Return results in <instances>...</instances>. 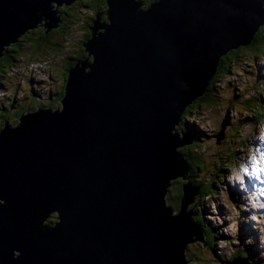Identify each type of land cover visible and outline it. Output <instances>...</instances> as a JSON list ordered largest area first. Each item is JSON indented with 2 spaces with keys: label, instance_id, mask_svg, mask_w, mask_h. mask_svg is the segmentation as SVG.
<instances>
[{
  "label": "water",
  "instance_id": "obj_1",
  "mask_svg": "<svg viewBox=\"0 0 264 264\" xmlns=\"http://www.w3.org/2000/svg\"><path fill=\"white\" fill-rule=\"evenodd\" d=\"M53 1L72 0H0V55L40 18L58 25ZM141 4L107 0L61 108L1 130L0 264H184L186 243L203 238L186 208L198 185L183 184L178 213L164 201L170 178H188L175 147L193 139L171 128L221 54L250 42L264 0Z\"/></svg>",
  "mask_w": 264,
  "mask_h": 264
},
{
  "label": "trees",
  "instance_id": "obj_2",
  "mask_svg": "<svg viewBox=\"0 0 264 264\" xmlns=\"http://www.w3.org/2000/svg\"><path fill=\"white\" fill-rule=\"evenodd\" d=\"M140 1L142 2L141 7L145 8L155 0ZM56 9L61 14V21L57 26H53L48 29L43 25L28 28L18 37L17 40L4 46V52L0 56V87L5 84L9 87L8 90L4 91L6 100H9L14 96L12 92L14 93V91H18V85L15 86L16 82L12 78V75H10V68L17 57L22 60L36 59L41 62H43V60H47L51 68H56L55 70L57 73L51 74V77H49L51 88L43 89L46 96L43 98V101H40L42 105L51 106L50 110L61 108L69 71L73 65H75L80 58L91 59V56L88 55L83 42L91 34L90 24L97 13L100 14V19L102 21L107 19V0H72L67 4L62 3L57 5ZM74 24L76 29L79 28V30H76L78 33L76 36L72 37L73 41L68 43V45H65L67 42L66 40L70 38V35H73L72 28ZM77 24L79 25L77 26ZM63 48H66L67 54L64 53L65 51L62 52ZM25 50H27V52H25ZM58 55L61 58L60 65L56 66L58 63L56 56ZM263 56L264 20L253 34L249 43L228 48L221 54L216 70L206 85V91L202 94H198L190 100L184 106L179 115L180 117L176 124V130H179L180 133L182 131L187 134L191 131L194 139L191 144L184 143L185 145L183 144L180 147V154L188 165L189 174L191 171H195L196 178H191L188 174V178H182V176L179 175L171 178L170 184L167 187L169 197H167L168 200L166 203L169 206L173 203V206H178L179 209L183 197V184H186V180L188 181L189 179L191 186L198 185V188L196 189L198 191L196 194L197 198L191 206L187 207V209L191 212L193 222L197 223L203 235V239L199 242L200 244L195 243V248H192L190 243L186 245V253L188 254L186 261L189 258H202L200 252L201 246H204L207 247V257H212L215 260L214 262H211V264H222L219 263V261H222V252L220 254H215L214 247V244H216L215 240L217 239L215 238L216 235L214 232L218 230L220 225L210 223L209 216H207L208 219L204 216L205 203H203V198L209 195V192H207L203 187L205 186L204 179L208 178L209 173L217 177L219 172L224 170V166L217 164L212 171L209 170V166L207 165L208 161H206L208 158L201 155L198 150L199 145L204 141L205 132L200 130V125H198L197 122L194 120H188L189 116H193L192 113L197 111L202 104L212 100V96L214 95L213 91L219 86L217 85V80H220V78L224 75L230 73L233 68L236 69L238 64H251L253 62L252 60L260 61L259 58ZM242 68L244 67H240V69ZM256 71V76L258 78L248 83L250 93L244 92L242 96L239 97V106L235 107L238 112H244L243 116L235 121V125L240 127L238 128L239 135L243 125L250 124L258 126L264 120V69L259 70L257 67ZM1 94L2 93H0V95ZM26 102V99L21 98L15 103L9 104V106L5 108L2 104H0V116L16 119V117L19 116L21 106ZM219 105L220 104H217L216 106ZM13 106H15V108H13ZM9 110L12 111L10 116L8 113ZM3 121L4 119H0V124H2ZM240 141L243 143L245 139L240 137ZM236 152L237 151L234 148H230V152H227V154L230 153L231 155H234V157H237ZM234 157L232 159H234ZM203 174L204 176L202 177ZM213 188L217 189L219 187L214 184ZM56 219V211H54L48 217V221L55 222ZM244 237H246L247 241L242 244V247L236 243H234L236 246H231V249L233 247L234 248L228 258L225 259L226 261L230 262L238 256L245 258L247 264H257L260 259L264 258V253L260 255L262 249L255 235L244 233ZM203 261L205 262L204 264H210L207 258H203ZM188 264H190V262Z\"/></svg>",
  "mask_w": 264,
  "mask_h": 264
},
{
  "label": "rangeland",
  "instance_id": "obj_3",
  "mask_svg": "<svg viewBox=\"0 0 264 264\" xmlns=\"http://www.w3.org/2000/svg\"><path fill=\"white\" fill-rule=\"evenodd\" d=\"M44 22L45 19L40 18L36 24L44 25ZM76 30H79V28L76 29L74 24L72 28L73 35H70L65 45L73 41L72 37L78 33ZM62 52L66 53V48H63ZM56 58L58 59L56 66H59L61 58L59 55ZM259 60H252L251 64H238L236 69L233 68L230 73L226 74L227 76L224 75L220 80H217V85L219 86L213 91L212 100L202 104L197 111L192 113L193 116L190 115L188 119L197 122L200 125V130L205 132L204 141L199 145L198 150L201 155L208 158L206 161H208L209 170L212 171L217 164L224 166V170H221L217 177L209 173L208 178L204 179L205 186L203 187L209 192V195L203 198V203H205L204 216L206 218L209 216L210 221H208L210 223L220 225L218 230L214 232L215 238H217L214 247L215 254L222 252V261H219L222 264H231L226 263L228 261L225 259L228 258L234 248L231 249V246L238 244L242 247V244L247 241L244 233L255 235L262 249L260 255L264 253V172L257 174L254 171L255 160L259 158L261 152H264V120L258 126L243 125L240 135L238 131L240 127L235 125V121L244 114V112L240 113L235 109V107L239 106V97L244 92L250 93L248 83L258 78L256 76V68L258 67L259 70L264 69V56L259 58ZM48 65L49 62L47 60L41 62L36 59L22 60L19 57L16 58L10 68V75L16 82L15 86L18 85V91L12 92L14 96L6 100L4 91L8 90L9 87L7 84L2 85L0 87V93H2L0 95V104L5 108L21 98L26 99L27 102L21 106L19 116L16 119L0 116V119H4L3 123L0 124V132L5 124L8 127H15L20 122L21 115L40 110V108L50 109L51 106L40 103L46 96L43 89L51 88L49 77H51V74L57 73L56 68H51ZM240 67L244 68L240 69ZM217 104L220 105L216 106ZM8 113L10 116L12 111L9 110ZM174 132L183 136L182 132L180 133L179 130H176V126L173 129ZM240 137L245 139L243 143L240 141ZM193 140L187 144H191ZM230 148H234L237 151V157L230 153L227 154V152H230ZM175 150L180 153L179 146ZM233 157L234 159H232ZM187 174L191 178H196L195 171H191L189 174L188 169ZM214 184L219 188L214 189ZM197 193L198 191L196 190L191 201L187 203L186 208L191 206L197 198ZM165 194L164 201L167 202L168 192L166 196ZM175 208H173L172 212L178 213V206H175ZM199 242H201V239L188 241L186 245L190 243L191 247L195 248V243ZM186 250L187 247L183 252L184 264L189 262L190 264H204L203 258H207L210 264L215 261L212 257H207V247L204 246H201L202 254L200 252V255L202 258H189L186 261V258H188ZM263 262L264 258L260 259L257 264H264Z\"/></svg>",
  "mask_w": 264,
  "mask_h": 264
},
{
  "label": "clouds",
  "instance_id": "obj_4",
  "mask_svg": "<svg viewBox=\"0 0 264 264\" xmlns=\"http://www.w3.org/2000/svg\"><path fill=\"white\" fill-rule=\"evenodd\" d=\"M254 171H256L257 174L264 172V152H261L259 158L255 160Z\"/></svg>",
  "mask_w": 264,
  "mask_h": 264
},
{
  "label": "bare ground",
  "instance_id": "obj_5",
  "mask_svg": "<svg viewBox=\"0 0 264 264\" xmlns=\"http://www.w3.org/2000/svg\"><path fill=\"white\" fill-rule=\"evenodd\" d=\"M62 3H65V1H63V2H61V3H59V4H62ZM59 4H56V2H54V1L52 2V6L55 7V8H56L57 5H59ZM58 13H59V12H58ZM102 18H103V17H102ZM44 19H45V18H44ZM103 20H104V19H103ZM37 25H41V24H36V26H37ZM43 26H44V25H43ZM34 27H35V26H34ZM45 27L47 28L48 26L45 25ZM28 28H32V27H28ZM28 28H26V29H28ZM26 29H24V30H26ZM99 30H100V29H99ZM21 33H22V32H21ZM21 33H20V35H21ZM254 33H255V32H254ZM20 35H19V36H20ZM19 36H18V37H19ZM18 37H17V39H18ZM17 39H16V40H17ZM90 39H91V38H90ZM11 42H12V41H11ZM48 66H49V65H48ZM87 67H88V66H87ZM180 113H181V112H180ZM178 118H179V117H178ZM177 122H178V120H177ZM176 124H177V123H174V124H173V128H171V132H172V133H173V129H174V127L176 126ZM178 134H179V133H178ZM178 136H179V137H182V136H180V135H178ZM182 145H183V144H182ZM182 145H179V147H181ZM177 147H178V146H176L175 149H176ZM0 201H1V198H0ZM232 261H233V260H232ZM232 261H230V263H232Z\"/></svg>",
  "mask_w": 264,
  "mask_h": 264
},
{
  "label": "flooded vegetation",
  "instance_id": "obj_6",
  "mask_svg": "<svg viewBox=\"0 0 264 264\" xmlns=\"http://www.w3.org/2000/svg\"><path fill=\"white\" fill-rule=\"evenodd\" d=\"M228 263H230V262H228Z\"/></svg>",
  "mask_w": 264,
  "mask_h": 264
}]
</instances>
